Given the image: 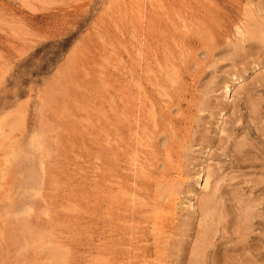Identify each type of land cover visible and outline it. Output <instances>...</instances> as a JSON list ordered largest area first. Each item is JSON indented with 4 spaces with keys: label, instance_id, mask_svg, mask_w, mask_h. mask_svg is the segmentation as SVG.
<instances>
[{
    "label": "rangeland",
    "instance_id": "obj_1",
    "mask_svg": "<svg viewBox=\"0 0 264 264\" xmlns=\"http://www.w3.org/2000/svg\"><path fill=\"white\" fill-rule=\"evenodd\" d=\"M262 19L264 0H0V264H191L209 171L264 190V62L235 54Z\"/></svg>",
    "mask_w": 264,
    "mask_h": 264
},
{
    "label": "bare ground",
    "instance_id": "obj_2",
    "mask_svg": "<svg viewBox=\"0 0 264 264\" xmlns=\"http://www.w3.org/2000/svg\"><path fill=\"white\" fill-rule=\"evenodd\" d=\"M262 26H261V28L259 27L260 29L257 31L252 30L251 32L244 33V35L241 39L242 42H240L238 44V46L235 47V52H236L235 54L236 55H238V56L240 55V57L242 56L244 59L248 55H250L253 60H256V62H257L256 64H258V65L260 63L264 62V28H262ZM252 29H254V28H252ZM247 31H249V30H247ZM209 43H211V42H209ZM253 50H255V52L252 54ZM248 61H249V59H248ZM244 64H245V66H248L249 62H247V63L244 62ZM256 64L254 63L253 67H255ZM245 66H244V68H245ZM253 67H251V69ZM241 77H242L241 75L238 76L237 80H240ZM231 78H233V76ZM234 78H235V76H234ZM251 78H252V81H250V82H252L251 86L253 88H256V87L263 85L262 80L264 77H262V74H260V72L256 73V74H252ZM222 80H224V77ZM235 80H236V78L234 79V81ZM224 81L226 82L227 80H224ZM230 86L233 87V84ZM222 87H223V85H222ZM239 87L242 88V85H240ZM251 90L252 89H250V91ZM254 91L255 90H253V92H248L247 95L248 96H249V94L252 95L254 93ZM262 97L254 98L253 96H251V97L247 98V96H246V99L244 98L245 100H247L246 104H248L249 108H250L249 109L250 116H249V119L247 120L246 123H248V124L253 123L255 125L256 131H258V132L255 131L256 133H258V135L255 134V136L257 135V137L259 138V139L258 138L257 139L260 142L261 148L264 146V139H262V140L260 139V137L264 136V121L262 120V119H264V118H262V114L264 113V111H263L264 99ZM221 108H217V109L220 110ZM234 110H232V111H234ZM220 112H218V113H220ZM228 115H230V114H228ZM231 120H232V118H231ZM233 120H234V122L236 121L235 118ZM244 120H246V119L244 118ZM248 124H247V126H248ZM253 130H254V127H253ZM221 133H222V131H221ZM242 135H241V139L239 138L238 140L231 142V144H230L231 146L233 144L232 149L230 148L232 151V154H231L233 157L232 159L238 160V158H239V160H242L243 162H245V161L251 162V161H253V157L251 156V154H249L250 153L249 150L251 149L249 146L252 145L253 141L252 142L250 141L248 134H245L244 136H242ZM218 138L219 137H217V139ZM223 141L224 140L222 138L218 139L217 142L219 144L216 143V146L217 145L221 146L220 143L221 142L223 143ZM216 169H217V167H216ZM217 171L215 169L214 170L212 169V171H209V173L205 176L206 177L205 182H204V189L205 190L202 194H200V196L198 198L199 200L197 202L198 203L197 206L199 208V212H201L203 223L200 225L201 227H199V229L201 228L200 234L197 237V243L195 246L196 248L194 249L193 262L191 264H202V258L204 256V254L206 253V250L210 246H214V240H215L214 237H215L217 231L220 229V227H222L226 231H229L228 232L229 236L226 238L225 242L221 245L220 248H219V246L217 247V251H215V253L213 255V260H212L211 264H258V262L256 263V259H258L260 256H262L264 254V235H261L259 237V240L256 242L254 240H251V239H252V234L254 232L253 231V227H254L253 224L257 221V220H255V221H253V220L256 219L255 217H257L256 215H258V213L255 212L256 211L255 208L258 205H260L262 202H264V192H263L264 187H262V189L260 188L261 190H263L262 194L253 198V200L252 199L250 200V198H249V200L241 199L240 196L238 195V191L240 192L239 189H242V188H240V186L232 189V191L230 193H228L229 191L223 189L225 184H227V180H229L228 184L230 185V181L233 180L234 176H230L226 179L225 177L220 176L219 175L220 172L218 171L219 172L218 173ZM256 185H258V183H256ZM227 201H229V202L232 201L233 202L232 205L227 207L225 205L227 203ZM258 222L260 223L259 220H258ZM198 223H201V222H198ZM159 229H160V227H159ZM188 263H189V261H188ZM262 263H264V262H262Z\"/></svg>",
    "mask_w": 264,
    "mask_h": 264
}]
</instances>
